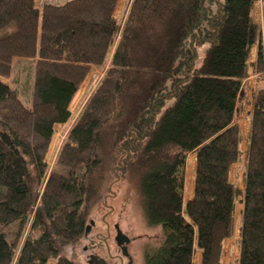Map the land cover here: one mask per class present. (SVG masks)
<instances>
[{
  "label": "trees",
  "instance_id": "trees-1",
  "mask_svg": "<svg viewBox=\"0 0 264 264\" xmlns=\"http://www.w3.org/2000/svg\"><path fill=\"white\" fill-rule=\"evenodd\" d=\"M116 1L0 0V78L12 84L0 79V264H79L62 251L87 235L92 208L119 181L156 231L142 264H193L195 251L221 264L237 204V262L264 264V0L262 28L259 0H129L123 24ZM93 67L104 75L50 168L54 127L69 122ZM248 67L261 84L249 102ZM19 86L31 87L26 99ZM250 104L243 156L236 117ZM242 156L241 190L229 170Z\"/></svg>",
  "mask_w": 264,
  "mask_h": 264
},
{
  "label": "rangeland",
  "instance_id": "rangeland-1",
  "mask_svg": "<svg viewBox=\"0 0 264 264\" xmlns=\"http://www.w3.org/2000/svg\"><path fill=\"white\" fill-rule=\"evenodd\" d=\"M119 1H116L113 17L116 21L123 24L125 15L129 9V0L127 2L124 1L125 3L121 5H118ZM255 7L259 13L257 15L255 12L254 22L261 28V24H263L262 1L257 3ZM206 48L204 46L201 49L202 51L198 56L196 65L201 63ZM255 51L256 47L252 50V54ZM87 75L88 78L86 77V81L84 79L85 82L83 81L80 84L78 93L70 104L71 117L69 122L57 128L56 134L49 143L46 162L50 168H53L55 165L57 153L62 145L61 143L66 140L72 124L80 116L83 106L90 99L93 90L97 87L104 74L101 68L93 67ZM0 79L12 87L10 79ZM19 89L23 99H26L32 90L30 86H19ZM191 171L193 172V169ZM191 177L190 174L187 175V179ZM109 188L110 192L104 201L97 203L91 210L89 220L87 221L89 226L87 228V235L76 245L66 246L62 251V255L71 258L75 262L78 261L79 264H88L92 258L97 260L102 259L106 264H119L118 259L122 255L119 246L115 242L117 231L119 230L120 233L125 235V239L129 241L127 252L131 259V264H142L141 252L145 242L144 239L155 236L156 231L147 230L143 220H141L134 196V188L131 184L119 181L114 182ZM47 264H54V262L49 261Z\"/></svg>",
  "mask_w": 264,
  "mask_h": 264
},
{
  "label": "crops",
  "instance_id": "crops-1",
  "mask_svg": "<svg viewBox=\"0 0 264 264\" xmlns=\"http://www.w3.org/2000/svg\"><path fill=\"white\" fill-rule=\"evenodd\" d=\"M122 1V2H121ZM124 1H128V0H120L118 5H121L122 3L124 4ZM121 2V3H120ZM261 2V0H259L258 2H256L253 6V13H252V19L254 22V14L256 12V14L258 15L259 11L257 10V8L255 7L257 3ZM261 24V28H262ZM251 49V53H250V59L248 61V63L250 64L251 62L254 61L255 59V53L252 54V50ZM257 50V47H256ZM248 77L246 78V80L243 82V86H242V91H243V98L242 101H251L252 97L254 95V93L256 92V88L258 86H260L261 84L257 83V79L256 76L253 74L252 68L248 67ZM88 78V77H87ZM86 81V79H85ZM84 81V82H85ZM78 93V92H77ZM77 93L74 95V97L77 95ZM73 97V99H74ZM71 104V103H70ZM239 106V105H238ZM70 108V106H69ZM252 109V105H244L241 107H238V116L236 117V122L237 124L240 126V136H241V144H240V148L242 151V154L244 156L246 150H247V142H248V133L250 131V121H249V112ZM66 125V124H64ZM62 124L56 125L54 127V135L56 134L55 131L57 130V128L59 126H64ZM54 135L52 136V139L54 137ZM51 142V141H50ZM242 156V159H243ZM186 169L184 171L185 173V180H184V191H183V200L184 202H187L188 200H190L192 198V193H193V188H194V177H195V166H196V161H195V155L194 154H190L188 155L187 159H186ZM243 164H244V159L242 162L240 163H234L232 164V166L230 167V173H229V181L236 185L239 189H243V182H242V176H243ZM193 167V168H192ZM189 168L193 169V172L188 173ZM190 174V179H187V175ZM190 180V181H189ZM242 208V205L237 204L236 207V211H235V221H234V232L232 234L231 237L225 239L224 244H223V254H222V258H221V264H238L237 260L239 257V250H238V236H239V220H240V210ZM195 256L193 259V264H202L201 263V253L199 251H195Z\"/></svg>",
  "mask_w": 264,
  "mask_h": 264
},
{
  "label": "water",
  "instance_id": "water-1",
  "mask_svg": "<svg viewBox=\"0 0 264 264\" xmlns=\"http://www.w3.org/2000/svg\"><path fill=\"white\" fill-rule=\"evenodd\" d=\"M118 238V239H117ZM117 244H119V245H121L120 244V239L122 238V244H123V249H122V254L123 255H126V251H125V248H126V246H127V242H128V240L127 239H125V235L124 234H122V233H120V231L118 230L117 231ZM88 264H106L102 259H99V260H97V259H95V258H92L90 261H89V263Z\"/></svg>",
  "mask_w": 264,
  "mask_h": 264
},
{
  "label": "flooded vegetation",
  "instance_id": "flooded-vegetation-1",
  "mask_svg": "<svg viewBox=\"0 0 264 264\" xmlns=\"http://www.w3.org/2000/svg\"><path fill=\"white\" fill-rule=\"evenodd\" d=\"M116 238H117V236H116ZM118 239V238H117ZM116 239V240H117ZM116 242V244H117V241H115ZM129 243V241L127 242V246H126V248H125V251H126V255H123L122 254V249H123V244H122V238L120 239V244L121 245H119V244H117L118 246H119V248H120V252H121V257H119V264H131V259H130V257H129V255H128V252H127V249H128V244ZM126 261V262H125Z\"/></svg>",
  "mask_w": 264,
  "mask_h": 264
},
{
  "label": "built area",
  "instance_id": "built-area-1",
  "mask_svg": "<svg viewBox=\"0 0 264 264\" xmlns=\"http://www.w3.org/2000/svg\"><path fill=\"white\" fill-rule=\"evenodd\" d=\"M70 0H46L43 1L44 4L51 5V6H60L65 4V2Z\"/></svg>",
  "mask_w": 264,
  "mask_h": 264
},
{
  "label": "bare ground",
  "instance_id": "bare-ground-1",
  "mask_svg": "<svg viewBox=\"0 0 264 264\" xmlns=\"http://www.w3.org/2000/svg\"><path fill=\"white\" fill-rule=\"evenodd\" d=\"M43 1H46V0H34V5L36 8L40 7L41 5H43ZM192 168H189L188 170V173H191ZM240 191V190H239Z\"/></svg>",
  "mask_w": 264,
  "mask_h": 264
}]
</instances>
